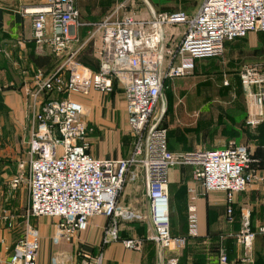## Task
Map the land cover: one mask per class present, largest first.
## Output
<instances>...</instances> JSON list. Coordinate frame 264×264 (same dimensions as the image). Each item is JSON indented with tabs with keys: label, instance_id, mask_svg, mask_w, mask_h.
<instances>
[{
	"label": "built area",
	"instance_id": "obj_1",
	"mask_svg": "<svg viewBox=\"0 0 264 264\" xmlns=\"http://www.w3.org/2000/svg\"><path fill=\"white\" fill-rule=\"evenodd\" d=\"M33 17L32 38L38 46L47 45L54 53L67 54L63 67L52 75L37 70L33 91L34 122L31 126L28 176L16 175L13 187L28 184L27 215L60 220L55 242H71L86 231L93 217L108 220L102 244L120 240L129 250L143 247L142 238L119 236L120 219L136 215L118 202L128 175L137 163L145 169L150 216L159 249L174 242L184 246L189 238L200 235L197 197L191 191L187 208V233L174 236L171 231L169 173L181 162L196 165V179L205 192L226 193V220L235 221V195L258 182L263 159L249 145H231L221 149H201L191 155L177 154L168 148V130L157 126L159 98L167 79L192 74L197 61L213 58L225 51L226 43L246 37L252 31L264 33V0H204L196 13L183 9L162 12L148 19L134 15L105 18L97 23L79 20L76 0H48L26 8ZM93 25L90 39L101 35L100 62L96 70L77 60L72 49L73 29ZM186 25L180 40L168 27ZM245 89L248 112L245 126L258 128L264 123V60L245 62L239 71ZM121 89L126 101L127 122L136 136L128 157L99 158L89 152V134L94 127L84 118L85 106L73 97L97 90L111 94ZM148 134V142L145 137ZM264 148V147H263ZM191 156L192 158H188ZM23 166V165H22ZM15 214L4 210L2 219L8 228L15 225ZM240 229L231 238L246 251L253 246L264 226L253 230L249 214H244ZM3 240L0 238V245ZM40 233L27 223L16 241L8 264H38ZM82 264H102L103 255L85 251ZM220 261L229 264L225 247ZM164 264H179L171 257Z\"/></svg>",
	"mask_w": 264,
	"mask_h": 264
},
{
	"label": "crops",
	"instance_id": "obj_2",
	"mask_svg": "<svg viewBox=\"0 0 264 264\" xmlns=\"http://www.w3.org/2000/svg\"><path fill=\"white\" fill-rule=\"evenodd\" d=\"M47 1L0 0V95H3V100L9 110V117L0 118V185L10 179V177L8 178L10 173L6 167L11 164H16L19 174L24 176L29 171L31 159L29 142L31 124L34 120L32 114H29L28 104L33 106V91L38 89L34 81L35 72L39 69L46 71L52 68L53 73L50 74L52 75L63 67L67 58L66 53L58 55L47 45L38 46L32 38L33 17L31 14L25 13V9L36 7ZM164 1L76 0V7L79 10V20L83 23H97L105 18H116L123 15L148 19L156 13L182 9L174 7V4L171 3L164 5ZM187 13L189 12L187 11ZM93 29L94 26L88 24L75 27L73 34L76 40L72 44V49L77 52L79 62L96 70L100 62L99 51L102 46V38L100 34H97L90 39L89 34ZM177 31L172 43L180 40V33L184 30L177 28ZM167 33L170 34L168 31ZM208 59L211 58L197 61L195 70L198 69L200 73L211 72L214 67L213 62L217 61L209 60L210 62H207ZM263 60L264 55L260 59H256V61ZM208 66H211L212 69H207ZM241 66L240 64L238 76ZM196 77H201V74H197ZM235 80L237 79L235 78ZM236 82L242 85L240 76L239 81ZM236 82L234 81V83ZM223 83L227 86L232 85L230 79H224ZM231 96L228 100H224L220 96L217 97L219 102H222L219 106L220 112L225 114L229 123L225 128L218 127L216 131H199L193 127L194 122H189L190 119H185L186 122L183 123L185 127H178L177 123L171 124L168 139L169 149L177 154H189L201 149H221L234 144H244L249 145L257 153L262 152L263 154L264 123L257 128L258 130H251L252 128L245 126L248 112L245 93L243 92V98L236 97L235 94H231ZM73 97L84 104L85 112L86 110L93 111L89 112V117L87 116L88 119L85 118V120L93 127L98 126L102 98L93 93L85 96L77 94ZM123 99V116L127 121L128 114L124 95ZM107 104L110 106L112 101L108 100ZM113 105V107L119 108L121 102L114 99ZM90 135L91 133L89 138ZM1 152L4 155H1ZM89 152L99 158H118L114 149L110 150V147H104L103 143H100L98 147L92 146L91 150L89 148ZM195 169L194 163L181 162L171 168L168 179L171 230L174 236L186 235L187 208L191 201V191H194L197 197L195 202L199 210L200 235L189 238L186 245L180 246L174 242L170 247L160 250L156 241L151 238L148 242L146 240L139 250L127 249L120 240L103 245L101 243L104 227L107 224L104 223L103 220L106 218L103 216L93 217L88 229L73 241L55 244L51 241L54 225L50 223V220L47 222L35 220L41 233L40 250L37 256L38 264H52L50 257L59 248L64 250L80 248L86 252L94 253L93 250H96L97 246L96 254L102 253L103 255L102 264H164L171 257H176L179 264H223L220 261L221 247L226 248L229 264H264V233L257 235L253 246L248 251L230 237L232 233L240 229V222L244 214H249L253 230L264 226V182L252 184L245 191L235 195L233 205L235 221L229 223L226 220V193L224 191L206 193L202 181L196 179ZM260 172L264 175V165ZM12 179L9 180L10 183ZM130 180H134L133 177ZM132 185L124 186L118 198L119 205L133 212L136 215L135 218H147L148 214L150 215L147 191L142 192L143 194L137 199L138 197L134 196L135 191ZM28 205L29 191L27 208ZM4 210H10L15 214L13 228L6 227L2 219ZM98 218L104 219L100 222ZM25 220L22 211L0 205V238L3 240L0 245V264H8L14 245L23 234ZM126 220L130 219H120L119 221L120 238H140L128 235L123 231L125 228L123 222ZM44 223H48L49 227ZM150 225L154 227L153 221L150 222Z\"/></svg>",
	"mask_w": 264,
	"mask_h": 264
},
{
	"label": "rangeland",
	"instance_id": "obj_3",
	"mask_svg": "<svg viewBox=\"0 0 264 264\" xmlns=\"http://www.w3.org/2000/svg\"><path fill=\"white\" fill-rule=\"evenodd\" d=\"M167 3L174 4V7L186 9L189 13L194 14L202 3V0H165L164 5ZM175 28L176 30H174ZM175 28L168 27L167 31L170 34L173 33V30L174 33H177V28L179 30H185L187 26L177 25ZM263 55L264 33L252 31L246 37L229 42L221 55L208 59L207 62L217 61L213 62V69L211 66L207 67V69H212L211 72L200 73L199 70L196 69L192 74L186 77L167 80L158 102L156 114H158L159 122L157 126L168 130V139L171 124L177 123L176 125H178V127H185L183 124L186 122L185 119H190L189 122H194L193 127L199 131H216L218 127L225 128L229 123L227 118H225V114H221L220 112L221 109H219V106L222 102H219L217 97L220 96L222 99L228 100L229 97H232L231 94H235L236 97L243 98L245 89L239 82H236L239 81V76L237 74L239 66L240 64L243 65L245 61H256V59H260ZM52 70L53 69L50 68L44 71L47 75H50L53 73ZM197 74H201V77L197 78ZM235 78L237 80H235ZM224 79H230L232 85H224ZM234 81L236 83H234ZM90 93L96 94L102 98L101 111L98 119L99 123L98 126H94V130L91 132L89 138L90 150L92 146L98 147L100 143H103L104 147H110V150L114 149L117 157H128L135 147L136 136L133 134V131H131L126 118L123 116L124 108L122 102H124V99L122 90L117 89L109 95H104L97 90H91L89 93L81 96L89 95ZM114 99L115 101L121 102L119 108L116 106L113 107ZM108 100L112 101L110 106L107 104ZM22 105L23 103L21 102V106ZM28 106L29 114L31 113L34 119V107L32 104L31 106L28 104ZM8 112L9 110L7 109L6 102L3 100V95H0V118L9 117ZM89 112L92 113L93 111L86 110L84 118L88 119ZM255 129L258 130L257 128H252L251 130ZM145 141L148 142V134L145 137ZM192 153L194 152H190L189 155ZM1 155H4V153L2 154L1 152ZM188 158L192 157L188 156ZM140 164L141 163H137L132 167L131 174L128 175L124 184V186L126 184H133V190L135 191L134 196L138 197L137 199L143 194L142 192L147 191L148 182L146 171ZM6 168L9 170L10 174L8 178L10 177V179L19 174L16 164H11ZM27 176L28 173L26 177ZM131 177H133L134 180H130ZM9 180L3 185L2 183L0 185V205L14 210L17 209L20 212L22 211L26 218L22 233L24 234L27 223L32 224L40 233L35 220H40L42 222L50 220V223L54 225V232L51 237L52 243L59 244L64 242H55L54 238L60 223L59 219L32 217L27 215V182L24 181L21 185L13 187ZM98 219L101 222L104 218ZM103 221L108 224L106 219ZM150 222H152V218L149 214L147 218L143 217L140 219L134 217L133 219L123 222V227H125L123 231L125 233L127 232L126 234L128 235L144 239V243H146V240L148 242L149 238L153 235L152 232L155 230L154 227L150 225ZM44 224H47L49 227L48 223ZM65 243L67 242L65 241ZM97 249L93 250L95 254H89L96 256ZM84 255L85 250L80 248H71L68 250L59 248L54 251L50 259L52 264H82L85 258Z\"/></svg>",
	"mask_w": 264,
	"mask_h": 264
},
{
	"label": "trees",
	"instance_id": "obj_4",
	"mask_svg": "<svg viewBox=\"0 0 264 264\" xmlns=\"http://www.w3.org/2000/svg\"><path fill=\"white\" fill-rule=\"evenodd\" d=\"M255 153H256V155L260 156L263 159V161H262V166H263L264 165V153L263 154H262V152L261 153H257L256 151H255Z\"/></svg>",
	"mask_w": 264,
	"mask_h": 264
}]
</instances>
